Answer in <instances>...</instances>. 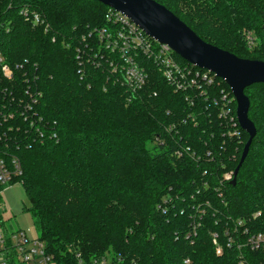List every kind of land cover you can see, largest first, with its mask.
<instances>
[{"label":"trees","instance_id":"obj_1","mask_svg":"<svg viewBox=\"0 0 264 264\" xmlns=\"http://www.w3.org/2000/svg\"><path fill=\"white\" fill-rule=\"evenodd\" d=\"M155 1L204 41L264 61V0ZM24 4L43 12L50 33L16 15ZM108 9L96 0H3L13 20L0 30V50L12 65L36 63L42 91L44 138L32 135L18 153L24 208L47 253L54 264H264V248L248 242L264 233V83L244 89L256 134L232 183L223 175L248 134L222 132L213 98L220 86L232 95L228 85L216 78L220 86L198 98L149 65L147 82L127 100L115 74L87 60L101 48L88 32L109 24ZM232 108L235 116V100Z\"/></svg>","mask_w":264,"mask_h":264},{"label":"built area","instance_id":"obj_2","mask_svg":"<svg viewBox=\"0 0 264 264\" xmlns=\"http://www.w3.org/2000/svg\"><path fill=\"white\" fill-rule=\"evenodd\" d=\"M2 4L3 0H0V30L8 32L10 27L7 24L13 20V16L5 14ZM16 15L32 27L42 28L45 33L51 31L46 16L36 8L24 4L17 10ZM106 19L109 24L92 28L88 35L93 33L98 41L97 45L107 50V53L99 48L87 60L99 58L115 74L116 81L124 85L129 95L127 100L147 82L149 65L175 91L187 93L192 90L198 98L204 99L207 96L206 86H220V81L216 79L219 77L213 72L187 61L179 62L175 58V52L167 44L148 36L123 13L109 7ZM247 39L248 44L253 43L252 37ZM51 40L54 41L55 36ZM82 41H85V36H82ZM86 48H89V43ZM83 56L84 50L77 48L76 58L80 64H83ZM36 71V63H31L27 58L12 65L0 50V264H54L43 241L39 238L29 239L20 229L5 231L2 216L4 206L1 204V193L5 185L21 182L23 170L18 153L22 148L21 142L27 141L32 135L37 140H43L45 134V122L36 108L42 97V91L36 84ZM219 88V99H213L218 107V116L222 118L220 127L226 128L222 132L228 136L239 137L240 126L232 108L234 97L223 87ZM185 100L193 101L189 93ZM54 136L55 132L49 134V137ZM176 154L181 155V152L177 150ZM232 172H226L223 178L231 179ZM248 242L252 249L264 248V233L252 235ZM185 262L188 263L189 260L186 259ZM101 264H105V260Z\"/></svg>","mask_w":264,"mask_h":264},{"label":"water","instance_id":"obj_3","mask_svg":"<svg viewBox=\"0 0 264 264\" xmlns=\"http://www.w3.org/2000/svg\"><path fill=\"white\" fill-rule=\"evenodd\" d=\"M96 1L123 13L148 36L167 44L185 61L213 72L228 85L236 103L237 122L248 134L240 159L232 172L234 183L256 134V127L248 116L250 101L244 89L255 83H264V61L238 57L204 41L178 16L155 0Z\"/></svg>","mask_w":264,"mask_h":264},{"label":"rangeland","instance_id":"obj_4","mask_svg":"<svg viewBox=\"0 0 264 264\" xmlns=\"http://www.w3.org/2000/svg\"><path fill=\"white\" fill-rule=\"evenodd\" d=\"M252 35V33H245L246 37H252ZM1 204L4 206L2 216L5 231L13 232L20 229L29 239L38 238L39 232L35 228L32 216L24 208L29 203L21 182L15 181L5 185L1 193Z\"/></svg>","mask_w":264,"mask_h":264}]
</instances>
